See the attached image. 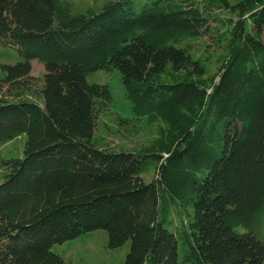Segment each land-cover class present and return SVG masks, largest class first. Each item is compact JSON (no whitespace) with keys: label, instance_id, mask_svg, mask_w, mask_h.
<instances>
[{"label":"trees","instance_id":"obj_1","mask_svg":"<svg viewBox=\"0 0 264 264\" xmlns=\"http://www.w3.org/2000/svg\"><path fill=\"white\" fill-rule=\"evenodd\" d=\"M212 22L215 72L188 48ZM0 46L21 57L0 62V146L27 136L0 158V264H66L54 245L98 230L124 264H264V0H0ZM113 70L121 124L155 129L138 148L95 137L113 96L88 78Z\"/></svg>","mask_w":264,"mask_h":264},{"label":"rangeland","instance_id":"obj_2","mask_svg":"<svg viewBox=\"0 0 264 264\" xmlns=\"http://www.w3.org/2000/svg\"><path fill=\"white\" fill-rule=\"evenodd\" d=\"M92 0H71V3L84 9L86 3ZM106 1V0H99ZM235 0H230L234 3ZM216 16H226L227 12L218 9L213 12ZM210 35L199 41L190 43L188 48L193 53L194 58L205 56V63L213 72L216 71L215 61L218 51L221 50L217 45L220 34L224 28L219 24L212 22ZM21 60L18 51L13 47L0 46V62L13 64ZM31 86L37 90L42 87V81L45 74L43 64L33 61ZM3 75V73H2ZM90 83H99L108 85L113 96V103L106 112H100L98 126L96 128V140L102 142L104 147L109 150L118 151L120 149L138 148L145 142H148L155 135V129L144 127H134L133 125H122L118 117L131 120L134 123L132 103L126 98V90L122 81L121 73L113 70L111 73L100 71L95 76L88 78ZM11 94V95H10ZM17 91H10L8 95L13 98ZM29 100H35L33 93L26 97ZM27 136L16 139L5 146H0V158H14L24 155ZM152 174H147L146 179H151ZM3 179V170L0 168V182ZM131 248V242L118 249L109 248V235L106 230H98L86 235H82L74 240H69L64 244L54 245L53 251L59 254L66 264H124L127 254Z\"/></svg>","mask_w":264,"mask_h":264}]
</instances>
